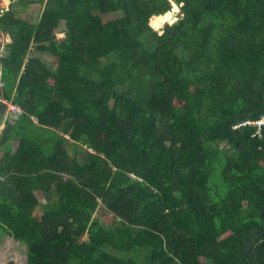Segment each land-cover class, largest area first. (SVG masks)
<instances>
[{
	"label": "trees",
	"instance_id": "trees-1",
	"mask_svg": "<svg viewBox=\"0 0 264 264\" xmlns=\"http://www.w3.org/2000/svg\"><path fill=\"white\" fill-rule=\"evenodd\" d=\"M0 35L22 264H264V0H8Z\"/></svg>",
	"mask_w": 264,
	"mask_h": 264
},
{
	"label": "rangeland",
	"instance_id": "rangeland-1",
	"mask_svg": "<svg viewBox=\"0 0 264 264\" xmlns=\"http://www.w3.org/2000/svg\"><path fill=\"white\" fill-rule=\"evenodd\" d=\"M0 5L4 8H7L8 6V0H0ZM38 5L33 4V5H28L25 12L27 11L28 13L32 11H37ZM179 6L173 4V7L170 11V13H166L160 17H156L154 19L150 18L149 19V24L158 32H161V28L164 25V23H172L175 20H177L179 16ZM35 15V14H34ZM56 36L61 38L63 37V33H56ZM10 41V38L7 35H0V53L4 54V48L3 44L5 42ZM30 51L33 53V55L39 56L40 58L43 59V61L46 62V64L49 65V67H52V69L55 68L56 62L55 60L53 61L52 56L47 55L45 53H40L39 51H35L34 48H32V45L29 46ZM1 71V69H0ZM3 100V99H2ZM5 102V101H3ZM7 104V109L6 113L2 119V122L0 124V129L3 127L4 120L6 116L9 115H14L20 113V110L18 107L14 106L13 104L6 102ZM34 120V118H33ZM40 200H42L39 197ZM100 205V201H98L97 208ZM95 210L94 216L98 218L99 221L109 223L113 221V217L110 214L108 210L101 209V210ZM88 234L84 233L81 235L82 240H88ZM24 252L25 248L22 247L19 243H16L13 241L11 238L5 236L2 239H0V264H7L9 262L13 264H22L23 258H24Z\"/></svg>",
	"mask_w": 264,
	"mask_h": 264
},
{
	"label": "clouds",
	"instance_id": "clouds-1",
	"mask_svg": "<svg viewBox=\"0 0 264 264\" xmlns=\"http://www.w3.org/2000/svg\"><path fill=\"white\" fill-rule=\"evenodd\" d=\"M264 119V116H262L261 118H260V120L259 121H261V120H263ZM258 126L259 125H261V123H263L264 124V122H260V123H258V122H255Z\"/></svg>",
	"mask_w": 264,
	"mask_h": 264
},
{
	"label": "built area",
	"instance_id": "built-area-1",
	"mask_svg": "<svg viewBox=\"0 0 264 264\" xmlns=\"http://www.w3.org/2000/svg\"><path fill=\"white\" fill-rule=\"evenodd\" d=\"M260 122H264V119H263V120H261V121H258V123H260Z\"/></svg>",
	"mask_w": 264,
	"mask_h": 264
},
{
	"label": "bare ground",
	"instance_id": "bare-ground-1",
	"mask_svg": "<svg viewBox=\"0 0 264 264\" xmlns=\"http://www.w3.org/2000/svg\"><path fill=\"white\" fill-rule=\"evenodd\" d=\"M168 13V12H167ZM169 13H170V11H169Z\"/></svg>",
	"mask_w": 264,
	"mask_h": 264
}]
</instances>
